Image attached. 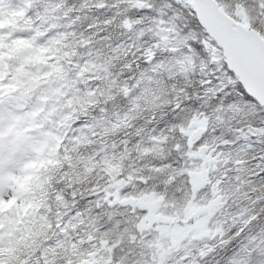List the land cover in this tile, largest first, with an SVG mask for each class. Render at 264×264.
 <instances>
[{
  "label": "trees",
  "instance_id": "1",
  "mask_svg": "<svg viewBox=\"0 0 264 264\" xmlns=\"http://www.w3.org/2000/svg\"><path fill=\"white\" fill-rule=\"evenodd\" d=\"M217 2L230 17L257 30L264 39V0ZM44 11L51 12L43 24L58 33L52 49L59 60L60 71L67 78H72L78 71L83 75L79 90L70 91L69 103L64 107L71 111L67 119L68 132L91 125V130L89 128L84 136H66L61 142L63 167L51 176L43 192L42 202L49 213L63 210L68 214H85L91 220L89 233L97 244L104 242L109 252L106 264H161L160 253L155 254L156 249L146 241L162 222L146 220L148 213L141 207L122 203L112 206L115 196L110 202L103 196L110 186V178L96 156L105 148V152L113 151V157L122 166L115 189L121 200L156 195L172 206L165 212L170 216L177 215L179 208L186 213L193 200L199 205L206 202L200 215L207 218L211 215L222 224L215 242L200 244L182 264H221V251L232 242L243 252L250 244L256 243L253 231L264 236V228L252 229L242 235L247 224L240 223L242 217L250 222L264 216V175H259L264 173V164H257L258 158H264V108L258 110L236 93H233L234 101L223 110L211 109L208 99L198 110L181 108L177 112L170 107L176 103L177 93L185 100L190 98L186 89L192 90L191 99H197L196 84L201 75H214L210 67L212 58L224 60L222 51L216 49L208 35L198 41L196 32L189 30L184 34L189 19H196L189 1L31 0L21 19L35 23L42 18ZM127 20L131 25L129 29L124 26ZM164 27L169 29L176 47L161 48L160 42L159 46L153 43ZM133 31L136 35L131 39ZM189 41L204 43L207 59L196 56L192 71L184 74L173 63L180 54L192 53L188 48ZM155 45L157 51L154 55L158 53L156 59L162 61V66L144 76L138 103L129 106L124 89H131L139 80V75L148 67L147 51ZM2 56L9 60L8 56ZM92 67L102 70L93 73ZM105 73L108 86L116 89L113 97L101 100L99 94L95 100L89 99L83 84L100 87ZM220 81L218 91L226 86L224 76ZM38 92L36 88L24 92L25 98L14 99L13 106L25 104L24 109L27 103L35 101ZM102 101L108 108L115 104L118 111L128 112L127 123L105 137L93 124L98 113L94 105L102 104ZM169 118L180 123L175 126L165 123ZM195 119L207 120L208 129L212 131L204 142L209 147L207 160L202 159L199 147H195L200 139L193 144L183 132ZM79 121L83 123L78 124ZM246 139L259 148L245 150L243 143ZM206 165L214 166L207 170ZM193 166L203 170L205 183L199 189L194 187L190 178ZM47 168L48 165L42 171L46 172ZM115 221H119V226ZM170 223L186 224L177 216ZM55 225L32 243L19 241L13 253L4 257L3 263L76 264L87 258L82 252L88 245L86 236H73L71 225L66 226L67 238L56 244L54 250L45 251L52 244L50 236ZM233 229L237 231L233 232ZM166 254L168 251L162 256ZM172 261L173 257L169 256L166 264H173Z\"/></svg>",
  "mask_w": 264,
  "mask_h": 264
},
{
  "label": "rangeland",
  "instance_id": "2",
  "mask_svg": "<svg viewBox=\"0 0 264 264\" xmlns=\"http://www.w3.org/2000/svg\"><path fill=\"white\" fill-rule=\"evenodd\" d=\"M30 2L31 0H0V56L9 57V60L4 59L3 56L0 58L4 59L0 60V140L8 145L11 161L7 171L0 170V187L6 189L13 186L16 183V178L23 175L25 165L33 160L43 157L50 163L47 164L46 172L38 170L39 179L34 181L31 191L23 194L13 211L3 214L0 218V264H4V257L13 253V248L19 241L32 243L39 236L42 237L44 232L52 229V225L55 224L57 225H55V231L50 236L51 239L53 238L52 244L46 248L47 252L54 250L56 244L67 238L66 226L71 225L74 228L73 236L76 238L86 236L87 239L88 234L92 235L89 233L92 228L91 220L82 212L68 214L60 210L55 214H50L47 206L42 202L44 188L48 185L51 176L60 172L63 167L64 155L60 153L62 140L66 136L70 138L84 136L89 128L91 130V125L76 128V132H68L67 119L71 111L64 107L69 103L67 97L70 91L72 89L79 90L83 75L81 71H78L72 78H67L60 71L59 60L52 49L53 43L58 40V33L43 24L45 19L50 16L49 12L51 11L48 13L44 11L42 18L35 23L32 21L27 23L25 19H21ZM169 32V29L164 27L153 43L158 45L160 42L161 45L158 46L161 48L176 47L172 41V34ZM134 35L136 33L133 31L130 38L132 39ZM157 45L150 48V51H157ZM154 56L153 61L148 64L142 75H139V80L128 91L126 98L129 100V106L138 103L139 92H143L139 88L143 83L144 76L162 66V61L159 62L156 59L158 53ZM188 57L187 54H180L173 66L179 71H183L184 74L190 73L194 63L190 62ZM216 61L219 62L220 59L216 58ZM91 70L93 73L95 71L99 73L102 68L92 67ZM104 72L106 71L104 70ZM106 75L105 73L102 77L104 80L102 87H97L96 84H83L89 99L95 100L99 94L102 96L101 100L113 97V92L116 89L108 86ZM35 88L39 89V92L34 102L27 103V107L24 109L22 107L25 104L21 107L13 106L14 99L18 97L24 99V92L27 93ZM94 106L98 113L93 119V124L96 126L95 129L100 130L102 136H108L127 123L128 112L118 111L115 104H111L108 108L102 101V104ZM57 113L62 115H57ZM48 121L53 122L47 124ZM193 121L197 122L198 126L207 128L208 137L212 134V131L208 129L210 126L207 125V120L195 119ZM183 132L188 138L192 133L188 126ZM243 147L245 150L259 148L258 145L252 144L247 139L243 143ZM105 150L103 148L96 159L101 160V165L110 178V186L103 193V196L110 202L112 197L118 194L115 190L116 180L122 172V166L113 157L112 150L106 152ZM45 152L46 154H44ZM209 157L210 154L203 156L202 159L207 160ZM196 166L192 167V177L190 178L194 187L199 189L205 183L204 174L203 170ZM213 166L206 165L205 167L208 170ZM194 197L196 198V193ZM59 200L62 198L59 197ZM120 202L131 203L136 208L141 207L148 213L146 219H151L154 223L155 221L162 222L159 227L157 226V231L152 233L146 241L156 249L155 254L160 253L159 262L161 264H166L169 256L173 257V264H182L183 260H189L200 244L215 242L216 234L221 233L223 228L222 224H219L220 221L214 219L213 216L210 215L207 218L200 215L201 210L205 209L207 205L206 202H202V204L205 203L204 205H199L193 200L190 203L191 208H187L186 213L179 208V213L175 216L165 214L166 209L170 210L172 206L156 195H144L134 200L120 199ZM26 204H30L31 207L25 209ZM176 216L180 220H184L186 224L170 223ZM245 220L246 218L242 217L240 223H245ZM165 251H168V254L164 255V258L162 255ZM82 252L87 258L94 259L96 264L108 262L107 254L109 252L105 248L104 242L100 244L95 241L88 243Z\"/></svg>",
  "mask_w": 264,
  "mask_h": 264
},
{
  "label": "snow or ice",
  "instance_id": "3",
  "mask_svg": "<svg viewBox=\"0 0 264 264\" xmlns=\"http://www.w3.org/2000/svg\"><path fill=\"white\" fill-rule=\"evenodd\" d=\"M193 15H195V13H193ZM185 18L187 19L186 13ZM189 30L197 33L198 41L202 40L204 36H207L199 19H189L184 34H187ZM200 33H203V36H201ZM212 43L213 45L216 44L215 41H212ZM225 46H227V43H225ZM188 48L192 50V53L188 57L190 62L194 61L196 56L207 59L204 43L189 41ZM188 48L185 49L186 52ZM235 57L238 61V69L229 67V63L224 60L217 62L216 58L213 57L210 67L214 70V75H201L200 81L196 84V88L198 89L197 99H191L192 90L186 89L185 92L190 98L185 100L183 95L177 93L175 97L176 103L170 105V107L175 108L177 112H179L181 108L198 110L200 109L201 103L205 99H208L211 101V109L215 110L219 108V110H223L228 106L229 102L234 101L233 93H236L242 96L247 103L254 104L258 110L261 109L262 105L256 100L255 96L246 86V82L238 73L264 76V50L252 52L241 49L236 51ZM222 75L224 76L226 86L222 91H218L221 83L220 77ZM80 123H83V121L78 122V124ZM165 123L175 126L179 124L180 121H173L169 118ZM76 126L77 125H74L73 127ZM207 137L208 134L205 133L195 147L198 148L204 144ZM177 150L179 151L180 149L177 148ZM9 153L10 149L8 145L0 140V170L2 171H7L10 166L11 161ZM48 163H50V161L43 157L38 160H33L25 165L23 175L16 178V183L13 186L6 189L0 187V218H2L5 213H11L18 205L23 194L32 190L34 181L39 179L38 170L45 168ZM257 164L258 166L264 164V158H258ZM259 175H264V173ZM128 190L129 189H125V191ZM29 207H31L30 204L25 205V209ZM245 223L247 224V228L242 235L247 234L252 229L264 228V216H260L250 222L246 219ZM115 225L119 226V221H115ZM235 231H237V229H233V232ZM252 236L256 243L250 244L243 252L235 247V242L226 246L220 254L221 264H264V236H259L255 231L252 232Z\"/></svg>",
  "mask_w": 264,
  "mask_h": 264
},
{
  "label": "water",
  "instance_id": "4",
  "mask_svg": "<svg viewBox=\"0 0 264 264\" xmlns=\"http://www.w3.org/2000/svg\"><path fill=\"white\" fill-rule=\"evenodd\" d=\"M189 1L196 18L200 20L207 35L221 49L225 62L229 63V67L238 69L239 65L235 57V53L238 50L243 49L252 52L264 50V39H262L261 34L255 29H250L228 16L221 10L216 0ZM126 24H129L128 21H126ZM225 43H227V46H225ZM152 54H149L148 63H151L154 59V55ZM238 74L246 82V86L250 92L264 108V76H256L249 73ZM127 93L128 88H126ZM189 128L192 131L190 138L193 142L201 137V135H204L206 131L204 127H197L196 122L191 123ZM207 151V146L201 147L200 149L201 154H205ZM116 203L117 199H114L112 205ZM93 240V237L89 236L87 242L91 243ZM78 264H95V261L84 260Z\"/></svg>",
  "mask_w": 264,
  "mask_h": 264
}]
</instances>
